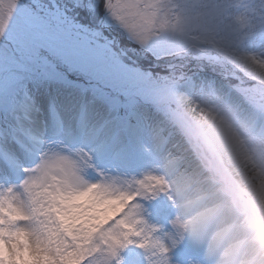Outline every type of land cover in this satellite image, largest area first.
<instances>
[{
    "label": "snow or ice",
    "instance_id": "snow-or-ice-1",
    "mask_svg": "<svg viewBox=\"0 0 264 264\" xmlns=\"http://www.w3.org/2000/svg\"><path fill=\"white\" fill-rule=\"evenodd\" d=\"M0 264H264V0H0Z\"/></svg>",
    "mask_w": 264,
    "mask_h": 264
}]
</instances>
